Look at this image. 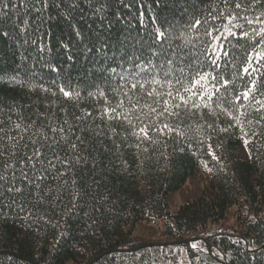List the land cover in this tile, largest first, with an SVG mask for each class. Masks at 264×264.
<instances>
[{"label":"trees","instance_id":"obj_1","mask_svg":"<svg viewBox=\"0 0 264 264\" xmlns=\"http://www.w3.org/2000/svg\"><path fill=\"white\" fill-rule=\"evenodd\" d=\"M257 18L264 0H0V264H264Z\"/></svg>","mask_w":264,"mask_h":264},{"label":"snow or ice","instance_id":"obj_2","mask_svg":"<svg viewBox=\"0 0 264 264\" xmlns=\"http://www.w3.org/2000/svg\"><path fill=\"white\" fill-rule=\"evenodd\" d=\"M257 2H258V0H257ZM236 6H237V7H240V4L237 3ZM229 22H231V21H229ZM248 22H249V23H253V21H251V20H249ZM257 22H259V23H264V21H260L259 18H257ZM195 23H196V24H199L200 21L197 20ZM225 27L227 28V25H225ZM227 30H228L229 32H231V29H227ZM260 32H261V33H264V28H262V29L260 30ZM233 34H234V33H233ZM258 34H259V33H258ZM244 35H247V33H244ZM258 55L261 56L262 58H264V53H258ZM249 67H251V63H249ZM255 70H256V69H253V71H255ZM244 72H248V68H245V69H244ZM253 84H255V81H253ZM136 86H137L136 84H133V85H132V87H136ZM61 90L64 91L63 89H61ZM184 90H185L186 92H187V91H190V89H188V88H185ZM252 91H253V89L249 88L246 92H244V93L242 94V95H243V98H244V99H247ZM71 94H72V93H70V92H68V91H64V95H65V96H69V95H71ZM169 95H171V93H169ZM177 95H179V92H177ZM183 99H184V98L181 97V100H183ZM209 99H211V97H209ZM236 99L239 100V99H240V96H237ZM184 102L187 103V101H184ZM193 106H194V107H197L198 105L193 104ZM241 106H243V105H241ZM117 107H119V106H117ZM177 107H179V105H177ZM261 108H264V104H261ZM108 111H109L110 113L114 114V118H120L121 116H123L125 119L128 118V117H127L126 115H124L123 113H117V109H116V108H110ZM152 111L155 112L156 109H152ZM165 111H167V109H165ZM160 114L163 115V113H160ZM15 127H16L17 129H20L21 125L16 124ZM148 127H149V125L145 124V126H144V127H141V128L139 129V132H138V133H135V134H137V135H144V136H147V129H148ZM167 127H168V126L165 125V128H167ZM25 131H26V129H25ZM52 131H53V132L59 131L61 134H64V133H65V129H64L63 127H60L59 129L53 128ZM62 138H63V136H62ZM76 147H77V145H76L75 143H72V144H71V148H72V149H75ZM41 155H42V153H41L40 149L37 148V149L35 150V152L33 153V156H32V157H29V159L32 160L33 158H35V159L37 160V162H41V161L39 160V158H40ZM56 158L59 159L58 156H57ZM63 162H64V163H68V161H66V160L63 161ZM49 164H50V165L52 164V161H51V160L49 161ZM52 166L54 167V165H52Z\"/></svg>","mask_w":264,"mask_h":264},{"label":"rangeland","instance_id":"obj_3","mask_svg":"<svg viewBox=\"0 0 264 264\" xmlns=\"http://www.w3.org/2000/svg\"><path fill=\"white\" fill-rule=\"evenodd\" d=\"M199 180H200V178L197 180V178L196 179H192V180H190L189 181V183H188V188L189 189H191V190H195L197 187H198V185H199ZM177 202L179 203V201H181V197L180 196H178L177 198ZM176 202V203H177ZM141 231L142 232H145L146 233V235H149L150 233H152V231H147V228L146 227H141ZM155 232H156V230H154ZM145 237V236H144ZM145 238H147V237H145ZM191 238H194V237H191ZM189 243H192V244H195V245H197L198 244V240H192L191 242H189ZM201 246L202 247H204V248H206V246H205V242H203L202 244H201Z\"/></svg>","mask_w":264,"mask_h":264},{"label":"water","instance_id":"obj_4","mask_svg":"<svg viewBox=\"0 0 264 264\" xmlns=\"http://www.w3.org/2000/svg\"><path fill=\"white\" fill-rule=\"evenodd\" d=\"M200 237H194V238H185L183 240H177V241H170V242H160V243H141L139 245H137V247H141V246H145V245H151V244H165V243H179V242H191L192 240H199ZM205 246H206V249L212 253V246L211 244L208 242V241H205ZM135 247V248H137Z\"/></svg>","mask_w":264,"mask_h":264}]
</instances>
